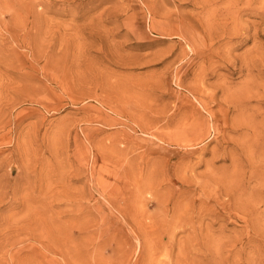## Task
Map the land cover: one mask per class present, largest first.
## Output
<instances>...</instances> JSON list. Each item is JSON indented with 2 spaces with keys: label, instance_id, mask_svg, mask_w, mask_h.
<instances>
[{
  "label": "rangeland",
  "instance_id": "374dc122",
  "mask_svg": "<svg viewBox=\"0 0 264 264\" xmlns=\"http://www.w3.org/2000/svg\"><path fill=\"white\" fill-rule=\"evenodd\" d=\"M263 14L0 0V264H264Z\"/></svg>",
  "mask_w": 264,
  "mask_h": 264
},
{
  "label": "bare ground",
  "instance_id": "6f19581e",
  "mask_svg": "<svg viewBox=\"0 0 264 264\" xmlns=\"http://www.w3.org/2000/svg\"><path fill=\"white\" fill-rule=\"evenodd\" d=\"M264 15V14H263ZM260 16V15H259ZM241 95V98H240V100H242L243 99V97H244V100L246 99V97H247V92L245 93V92H243V90H242V94H240ZM250 124V123H249ZM211 173V172H210ZM212 174V173H211ZM210 174V175H211ZM209 175V174H208ZM209 175V176H210ZM213 176V175H212ZM214 178V177H213ZM206 179V178H205ZM230 180V179H229ZM234 180V179H233ZM235 183H239V181L236 179V181H235ZM226 189H227V195H230V193H231V191H232V188L230 187V186H228V185H226ZM260 190V189H259ZM258 190V191H259ZM257 191V192H258ZM256 193V192H255ZM257 194H259V193H257ZM203 195V194H202ZM214 196L217 198V199H219V197L221 196V194H214ZM257 197V196H256ZM239 198H237V200H238ZM241 199V198H240ZM257 199V198H256ZM258 204V203H257ZM181 209V207H178V210H180ZM170 224V223H169ZM171 225V224H170Z\"/></svg>",
  "mask_w": 264,
  "mask_h": 264
}]
</instances>
